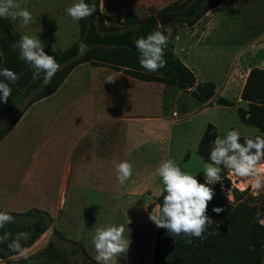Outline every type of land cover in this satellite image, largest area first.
I'll use <instances>...</instances> for the list:
<instances>
[{"label":"rangeland","instance_id":"rangeland-1","mask_svg":"<svg viewBox=\"0 0 264 264\" xmlns=\"http://www.w3.org/2000/svg\"><path fill=\"white\" fill-rule=\"evenodd\" d=\"M176 1L179 0H100V11L106 24L113 26L119 25L130 9L140 18H144L156 14ZM18 2L31 11L32 22L25 27L20 20H10L14 29L20 36L28 34L39 37L48 55L56 58L79 38V21L74 22L64 11L73 0H18ZM161 32L168 37L165 53H172L193 70L199 65L197 51L205 49L211 50L220 59L224 56V59L228 60V66L233 68L238 66L237 45L242 44L244 40H247L246 44L254 42L264 33V0H229L227 4L208 12L193 26L170 24L163 26ZM103 67L104 70H116L108 66ZM99 72L90 63L76 67L67 77V81L65 80L66 83L62 84L53 96L29 107L7 135V139L0 146V209L15 213H25L31 209L43 210L54 218L49 230L62 228L69 237L65 236L71 239L79 237L81 240H87L95 234V228L107 224H123L125 228H131L132 223L140 227L144 225L145 231L139 237L140 243L137 244L138 257L125 259L127 262L125 264H152V240L157 227L150 222L149 213L153 208L159 211L157 204L159 197L154 195V191L164 187L157 173L161 162L173 159L183 170L205 180L203 170L206 162L198 155V147L210 122L217 127L218 135L221 137L232 129L239 131L241 137H254L259 131L257 128L244 125L233 108L210 109L191 113L184 118L181 116L179 119L186 122L173 127L171 142L166 140V136L173 125L166 124L165 128H159L158 137H151L152 141L148 148L129 150L127 161L133 165V175L121 186L116 179L114 163L123 160L122 144L118 147L112 145L110 151L103 152L102 149L96 151L95 137L88 135L82 145L71 151L77 135L85 130L92 131L88 123L95 125L112 115H136L132 114L134 112L125 113L130 109L122 111L116 99L102 100L99 97L96 91L98 88H94L101 84L98 77L105 80L104 77L111 71ZM112 80L114 83L121 82V79ZM166 86L168 91L166 100L171 104L167 105L168 110L164 113L168 117V122L178 118L173 115L174 107L181 115L199 108L196 101L190 96L187 97L189 90L179 95L178 87ZM79 89L87 93L81 95L83 98L87 97L86 101L81 100ZM20 109L21 107L14 114ZM153 111L155 105L151 103L149 112L139 113L150 115L155 113ZM110 129L106 123L95 127V132L102 135L100 140L103 145L105 138H109ZM143 129L156 132L158 128L149 124ZM122 132L117 129L118 143L122 142ZM83 151L88 152L87 160L83 159L85 154L80 155ZM70 155L73 156L71 161L75 178L74 182L73 180L70 182L67 203L62 205L61 175ZM221 180L218 182L221 191L230 201L233 200V189L240 191L248 189L253 196L264 195V186L254 190L251 187L253 183L251 178L228 175L227 182L222 178ZM133 188L151 191L144 196L133 194L130 198L119 201L121 196ZM113 196H117L118 199H113ZM121 211L125 213L122 215ZM126 212H132L133 215L130 216ZM54 232H46L29 248L30 256L44 250L50 240H53L62 252H72L76 249V246L60 241ZM89 257L95 260L90 253ZM20 259L22 258H12L11 262L18 264ZM83 260L81 252L70 256L73 264H80ZM0 264L5 262L0 261ZM33 264L47 263L43 259L39 262L34 261Z\"/></svg>","mask_w":264,"mask_h":264},{"label":"trees","instance_id":"trees-1","mask_svg":"<svg viewBox=\"0 0 264 264\" xmlns=\"http://www.w3.org/2000/svg\"><path fill=\"white\" fill-rule=\"evenodd\" d=\"M229 0H179L156 14L140 18L133 10H128L119 25H107L100 11V0L94 2L97 10L87 19L80 20L79 38L55 59L60 64L51 83L43 86L42 79H33V70L18 58V50L13 44L20 39L10 19H0V68H9L19 75L16 84L11 85L12 94L7 103L0 101V142H2L25 112L36 102L45 99L61 87L69 74L78 66L90 63L94 67L108 66L135 79L175 85L182 90H190V95L197 102L206 104L215 96L213 83H196L195 74L172 53H165L167 66L158 72H148L139 64V53L135 41L149 33L163 28L158 22L162 15L177 13L171 25L193 26L209 11ZM168 24V25H170ZM166 26V25H165ZM81 42L88 45L84 55H78ZM3 77H0L2 80ZM7 82V81H5ZM241 99L248 103L247 108H238L237 113L242 123L258 129V135H264V71L252 69L248 74ZM217 103L230 106L229 101L219 98ZM21 107L17 114L15 111ZM218 135L213 124H208L199 143L198 155L208 163L211 142ZM255 137V136H254ZM250 137V138H254ZM243 142V137H241ZM226 170L221 178L227 182ZM235 176V175H234ZM204 183L205 180L197 177ZM214 199L209 203L207 215L214 221L204 233L205 239L192 238L186 243V237H171L165 229L157 228L152 264H264V195L253 196L250 191L232 190L233 200L223 195L220 184L212 186ZM157 199L162 204L163 195ZM214 207L224 209L220 214L212 211ZM0 211H4L1 210ZM16 220L4 230L13 234L24 231L31 234V239L22 244L31 248L51 227L53 218L45 211L31 209L25 213L9 212ZM54 235L59 240L76 246L72 252L61 251L50 240L47 247L30 256L32 264L44 259L47 264H73L70 256L82 253L80 264H96L91 260L81 243L67 240L58 232ZM14 254L7 249V243L0 244V259L6 264H13L10 257ZM45 257V258H44ZM18 264H28L20 259Z\"/></svg>","mask_w":264,"mask_h":264},{"label":"clouds","instance_id":"clouds-1","mask_svg":"<svg viewBox=\"0 0 264 264\" xmlns=\"http://www.w3.org/2000/svg\"><path fill=\"white\" fill-rule=\"evenodd\" d=\"M94 2L73 0L65 8V13L74 22L87 19L96 12ZM0 19L20 20L27 27L32 22V13L22 7L18 0H0ZM168 37L156 30L146 37H139L135 41V48L139 53V64L148 72H158L167 66L165 48ZM18 50V58L26 62L33 70V79H42L43 86L51 83L60 64L54 56L45 52L42 41L35 35L23 34L13 44ZM88 45L81 42L78 46V55H84ZM2 55V53H0ZM0 101L7 103L12 94V87L19 80V75L9 68H0ZM7 81V82H5ZM113 81L108 77V82ZM208 163L204 164L205 182L201 183L197 176L183 170L175 160L168 159L161 162L157 173L162 179L164 192L159 211L155 208L149 213V220L157 228L165 229L171 237H186V243L191 244L192 238L205 239L204 233L214 221L207 215L209 203L214 199L213 185L221 182V173H227L239 178H251V187L259 190L264 186V135L254 138L243 137L236 129L226 132L221 137L217 135L211 142ZM116 179L123 186L133 175V165L127 160L114 163ZM113 199H118L113 196ZM145 210H147V207ZM212 211L220 214L221 207H214ZM16 218L8 211H0V244L7 243V249L14 254L10 258H22L32 264L29 249L22 242L31 239L29 232L15 234L4 230L7 225L15 223ZM126 228L123 224H107L95 228L92 245L95 250L96 264H117L118 258L127 255L130 244L125 237Z\"/></svg>","mask_w":264,"mask_h":264},{"label":"crops","instance_id":"crops-1","mask_svg":"<svg viewBox=\"0 0 264 264\" xmlns=\"http://www.w3.org/2000/svg\"><path fill=\"white\" fill-rule=\"evenodd\" d=\"M228 2L229 1L223 3L222 5L227 4ZM245 41L247 40H244L242 44L237 45L238 46V50H237L238 66H235L233 68H230L228 66V60L224 59V56H222V58L220 59L219 56H216L215 54H213L211 50H206V49L197 51L199 54L197 56L199 65L195 66L194 70L191 66L186 65L184 63L195 74L197 84L210 82L215 85V96L208 103L202 104V103L197 102L194 98H192L190 93L186 94L187 97L190 96L194 101H196V103H198L199 108L195 110L194 112H184L182 113L183 115H181L179 111L176 109V107H174L172 108L173 115H176V117L178 118H176V120H171L170 122H168L167 115L164 114L165 110L166 111L168 110L167 105L168 104L171 105L166 100V97L168 96L167 95L168 91H166L167 90L166 85H169V84L145 82V81L132 78L121 71L111 70V69L104 70L105 68L103 66H100L101 68L95 67L96 71H100L99 73H102V71H111L107 76L104 77L106 78L105 80H101L97 75L95 77V78L98 77V80L101 81V84L99 85V87H94V88H98L96 91L99 93L98 94L99 97L102 100H107L109 98L116 99L118 102L117 104L120 105V107L122 108V111L126 109H130L128 112H125V113L130 114L131 112H134L132 114H136V115H116V116L112 115L107 120H100L95 125L88 123V126L91 125L89 129L94 131V133H92V131L89 132L88 130L82 131L79 135H77V139H74L72 143L71 151H73V148L75 150L77 147H79L80 144L82 145L83 141L86 139L88 135L90 136L93 135L95 137L96 151L99 149H102L103 152L107 150L110 151V148L112 145H116V147H118V145L122 144L121 152L123 155H121V158H123V160H127L128 154L130 153L129 150L133 151L134 148L139 149L143 147L148 148L150 146V142L152 141L151 137L152 138L158 137L157 135H159L158 134L160 130L159 128L160 127L165 128L166 124H169V126L173 125L172 127H170L171 131L166 136V140L168 142H171V134H173L172 131L174 130L173 127L179 126L182 123L186 122L184 120L181 121L179 119L181 118V116L184 118L186 116H189L191 113L194 114L197 112H204L210 109H220V108L232 109L233 108L236 111L240 107L246 109L248 103L241 99V94L245 86L248 74L250 73L252 69H259V70L264 71V33L261 34L259 37H257V39L254 42H250L246 44ZM106 69H109V68H106ZM108 77H111L112 79L113 78L121 79V82L120 84L114 83L113 81L108 82ZM66 81H64V83H66ZM135 87H138V89H134ZM79 91H80V94H79L80 96L87 95L86 92H82V89H79ZM183 92H185V90L180 89L179 95H182ZM219 98H223L229 101L233 105H230V106L220 105L217 103V100ZM81 100L86 101L87 97L83 98L81 96ZM151 103L155 105V111H153L155 113L150 114V115L140 114V113H144L147 111L149 112V106ZM104 123H106L111 128L110 134L108 136L109 138L108 139L105 138V141H104L105 145H103L102 141L100 140L102 138V135L98 133L97 131L95 132V127L97 128V126L104 124ZM149 124L150 125L152 124L153 126L158 128L156 132L149 131V130L145 131L143 129L144 126H147ZM210 124L212 123L210 122ZM117 129H120L123 131L122 132V142L120 143L117 142L118 141ZM6 139L7 137L2 142H0V146L3 145ZM90 145H91L90 147H92L93 143L91 142ZM90 150H92V148H90ZM86 153L88 154L87 151H83L81 152L80 155L85 154L83 159L87 160L88 155H86ZM105 156L106 155H104L103 158H105ZM71 158H73L72 155H70L67 165L65 166V169L63 170L62 175H61L63 177L62 205H66L67 203L66 196L69 190L70 182L71 180L75 178V175L73 173V165H72ZM92 158L93 156L91 157V159ZM150 191L151 190L149 189L145 190L141 188L140 189L133 188L131 189L130 192H128L124 196H121L119 201L121 199L130 198V195H133V194H139L141 196H144L145 194L150 193ZM154 192H155L154 195L156 197H160L161 194L164 192V187ZM146 196L150 197L149 195H146ZM121 213L123 215V213L125 212L121 211ZM126 213L130 216L133 215L132 212H129V213L126 212ZM53 221H54V218H53ZM130 225H132V227L134 226L136 227L126 228L125 237L128 239V243L130 244L129 251L127 255H124L118 258L117 264L119 262L123 264L127 263L125 259L129 257L130 258L138 257L137 253L139 252V249H138L139 247H137V244L140 243L139 237L141 236V234L144 233L145 226L143 225L140 227V226H137L136 223H132ZM55 230L56 232L61 234L63 237H65L67 240L76 241V242L81 243L84 249L87 251L88 255L90 253L92 256H95L96 253H95V250L91 242L92 237L95 234L91 238H88L87 240H81L79 237H74L75 239L67 238L66 236L68 235L65 234L62 228H56ZM55 230L54 228H51V230H48V231H50V233H53ZM156 231H157V228H156ZM155 239H156V233L154 232V240H152L153 241L152 242L153 251H154ZM0 261L5 262L2 259H0Z\"/></svg>","mask_w":264,"mask_h":264},{"label":"water","instance_id":"water-1","mask_svg":"<svg viewBox=\"0 0 264 264\" xmlns=\"http://www.w3.org/2000/svg\"><path fill=\"white\" fill-rule=\"evenodd\" d=\"M176 17H177V13L162 15L158 18V22L160 26H165L172 23Z\"/></svg>","mask_w":264,"mask_h":264},{"label":"bare ground","instance_id":"bare-ground-1","mask_svg":"<svg viewBox=\"0 0 264 264\" xmlns=\"http://www.w3.org/2000/svg\"><path fill=\"white\" fill-rule=\"evenodd\" d=\"M241 185V184H240Z\"/></svg>","mask_w":264,"mask_h":264}]
</instances>
